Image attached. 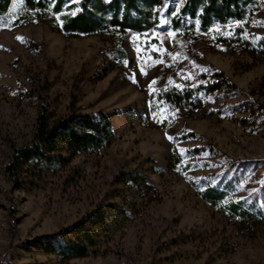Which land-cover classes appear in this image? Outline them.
<instances>
[{
	"label": "rangeland",
	"instance_id": "1",
	"mask_svg": "<svg viewBox=\"0 0 264 264\" xmlns=\"http://www.w3.org/2000/svg\"><path fill=\"white\" fill-rule=\"evenodd\" d=\"M22 1H12L8 19ZM257 18L264 22V3ZM0 21V264H264V110L257 108L264 107V58L213 39L188 42L165 13L156 29L121 39L68 36L46 20L14 28ZM28 40L44 49H31ZM197 63L222 70L247 95L222 89L193 112L151 99L153 90L180 86ZM42 96L56 117L72 102L81 113L105 111L115 137L70 162L27 164L16 188L4 166L12 146L32 141ZM164 117L167 126L160 125ZM189 132L200 137L175 144ZM209 142L222 153L188 158L197 164L189 170L170 167L175 152ZM222 154L262 161L239 172L226 200L211 205L192 182L222 172ZM133 170L153 187L125 182L123 173ZM242 200L263 214L243 222L224 207ZM112 204L126 215L109 217ZM81 222L94 234L89 256L69 259L41 247L40 238L56 232L76 240L69 230Z\"/></svg>",
	"mask_w": 264,
	"mask_h": 264
},
{
	"label": "trees",
	"instance_id": "2",
	"mask_svg": "<svg viewBox=\"0 0 264 264\" xmlns=\"http://www.w3.org/2000/svg\"><path fill=\"white\" fill-rule=\"evenodd\" d=\"M12 1L0 0V18H4L5 25L12 28L46 20L55 31L68 36L95 34L121 39L129 33L141 35L156 29L165 13L169 27L188 42L192 43L199 38L213 39L222 45L246 52L255 59L264 58V33L260 32L264 28V22L257 18L264 0H71V3L69 0H23L22 9L10 20L8 13ZM27 45L34 50L44 49V43L33 40H28ZM189 71L190 74L181 79L180 86L153 90L151 99L161 107L170 106L193 112L222 89L226 94L247 95L244 89L239 88L212 64L197 63ZM41 99L32 141L12 146L4 166L5 173L16 188L22 186V173L27 164L70 162L79 154L100 152L115 137L113 118L105 111L81 113L72 102L67 115L56 117L50 111L44 96ZM237 107L238 104H234V108ZM257 108L264 110L262 105H257ZM160 123L167 126L169 119L164 117ZM198 137L200 136L195 132L184 133L176 136L174 142L178 144ZM64 150L67 155L63 154ZM203 152L212 156L222 153L212 142L206 146H194L182 153L175 152L170 167L181 164L186 170L195 168L197 164L187 159L199 157ZM224 157L227 166L222 172L202 176L192 182L204 200L211 205H220L226 200L242 179L239 172L242 173L249 165L262 161L234 160L226 155ZM123 178L128 184L138 186L141 182L147 189L153 187L147 177L138 174L136 170L124 172ZM2 205L0 202V206ZM224 205L233 216L239 217L243 222L263 214L258 207L257 214L252 212L243 200L229 201ZM113 210L114 213L109 212V217L127 213L124 208L115 204L110 205V211ZM106 220L107 217H104L103 221ZM84 223L69 230L77 234L76 240H65L67 232H56L40 238L41 247L69 259L89 256L91 246L95 245L94 234ZM9 254L8 252L6 256Z\"/></svg>",
	"mask_w": 264,
	"mask_h": 264
},
{
	"label": "snow or ice",
	"instance_id": "3",
	"mask_svg": "<svg viewBox=\"0 0 264 264\" xmlns=\"http://www.w3.org/2000/svg\"><path fill=\"white\" fill-rule=\"evenodd\" d=\"M205 2H207V0H205ZM69 3H71V0H69ZM173 14H175V13H173ZM173 14H170V15H173ZM0 26H3V22L2 21H0ZM19 39V38H18ZM207 71V70H206ZM156 83V81L155 80H152L151 81V84H155ZM169 139L171 140V139H173V137H171V136H169Z\"/></svg>",
	"mask_w": 264,
	"mask_h": 264
}]
</instances>
